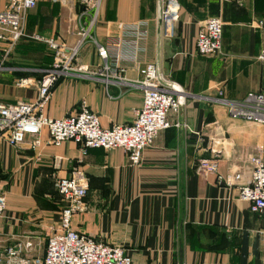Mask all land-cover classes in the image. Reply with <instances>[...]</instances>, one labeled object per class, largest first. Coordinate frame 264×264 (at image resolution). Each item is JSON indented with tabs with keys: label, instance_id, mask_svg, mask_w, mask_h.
<instances>
[{
	"label": "crops",
	"instance_id": "1",
	"mask_svg": "<svg viewBox=\"0 0 264 264\" xmlns=\"http://www.w3.org/2000/svg\"><path fill=\"white\" fill-rule=\"evenodd\" d=\"M163 1L102 0L90 33L102 44L109 35L122 36L121 62L129 79L140 78L138 66L156 62L184 89L183 105L169 116L172 125L145 149L140 165L131 164L121 148L84 152L74 141L55 147L44 132V145L33 149L29 143L11 146L0 135V185L8 186L0 253L18 240L35 244L50 210L48 202L38 203V193L50 196L56 191V177L69 176L78 168L89 186L87 210L73 216V228L124 246L137 263L264 264V212H253L239 199L238 184L219 178L241 173L243 181L249 179L252 157L264 156V124L233 119L225 105L214 100L221 84L226 97L233 99H242L251 90L264 91V62L257 58L264 47V29L250 26L253 19H264V0H179L173 37L165 35L159 21ZM7 3L0 0V9ZM214 15L225 23L223 50L201 56L196 36ZM89 19L85 15V24ZM77 22L52 0H38L24 18L28 33L60 38L69 45L78 40L71 29ZM23 42L49 50L46 44L27 39L17 46ZM5 46L0 41L2 62ZM52 60L51 52L49 58L27 53L22 58L26 65H0V100L34 101L37 81ZM98 61L97 45L88 39L77 62L93 71ZM97 76L62 78L45 113L63 117L85 102L104 127L131 123L143 105L142 89L120 81L106 84ZM22 79L29 83L20 84ZM216 156L217 173L199 170L201 158ZM35 210L43 223L25 226L29 221L21 216ZM34 249L32 253L43 258L45 249L41 255Z\"/></svg>",
	"mask_w": 264,
	"mask_h": 264
},
{
	"label": "built area",
	"instance_id": "2",
	"mask_svg": "<svg viewBox=\"0 0 264 264\" xmlns=\"http://www.w3.org/2000/svg\"><path fill=\"white\" fill-rule=\"evenodd\" d=\"M227 1V0H225ZM102 0H83L80 12V38L74 45L53 36L28 33L24 18L28 11L38 5V0H8L0 9V41L16 45L23 39L44 43L52 54L51 65L42 70L38 79V96L34 101L18 100L8 103L0 100V135L11 146L29 143L33 149L44 145L42 134H48V143L58 147L66 141L82 144L83 151L89 148H121L127 152L133 165L143 162V154L157 136L172 125L169 116L178 113L184 103V89L164 73L156 62L138 66L140 78L129 79L127 68L121 62L123 38L109 35L104 44L90 33L97 23ZM179 0H164L159 21L167 37L175 35V23L179 18ZM85 15L90 19L85 24ZM143 23V22H142ZM224 21L221 16H209L196 36V51L201 56H214L223 50ZM138 26V24H133ZM250 26L264 29V19H253ZM125 28V25L122 26ZM97 45L99 61L93 71L77 60L87 40ZM264 62V47L258 55ZM97 76L106 84L120 81L143 91V105L136 110L131 123L104 127L100 116L83 102L81 108L63 117H50L45 108L51 100L53 90L62 78L74 76ZM22 79L20 84H28ZM216 101L225 105L229 116L249 122L264 124V91L251 90L242 99L226 97L225 85L217 88ZM179 123H177L178 125ZM219 157L201 158V172H218ZM253 168L247 181L241 173L223 177L229 184H238V197L248 203L253 212H264V156L252 157ZM88 178L80 169L69 176L56 177L55 187L61 194L64 207L58 224L52 225L46 240L43 258L32 252V240H18L0 253V264H142L137 263L127 249L77 231L72 226L73 216L87 210ZM6 210V197L0 185V221Z\"/></svg>",
	"mask_w": 264,
	"mask_h": 264
},
{
	"label": "rangeland",
	"instance_id": "3",
	"mask_svg": "<svg viewBox=\"0 0 264 264\" xmlns=\"http://www.w3.org/2000/svg\"><path fill=\"white\" fill-rule=\"evenodd\" d=\"M52 2L54 3V5H56L61 11H70L72 13V15L74 16V18L79 22H77L76 24V28L73 29L71 28L75 33H77V37L78 39L80 38V35H78V31L80 30V8L83 5V0H52ZM81 3V4H80ZM69 18L68 21L69 22ZM27 32V26H25ZM4 42V41H2ZM7 44V46L4 47V50L2 48V54L5 56L3 62L0 61V65L5 66L7 64V62H10L9 64H15L16 66H23L26 65L25 62L22 61V58L30 53H35L36 55H39L41 57H50V51L47 50L44 46H41L37 43L34 42H23L21 43V45H19V47L17 46V44L20 43V41L16 44V45H11L8 42H4ZM24 45V46H23ZM8 59V60H7ZM31 63L33 62H29L28 65H31ZM34 67V66H33ZM2 190L3 193L6 197V209L8 207V186H2ZM52 194V195H51ZM49 195H44V194H40L38 193L36 200L38 201V203H42V202H48V205L50 207L49 212L47 213L46 219H44V222H46V226L45 227H41V232L38 234V237L34 240L35 241V253L41 255L44 252L45 246H46V240L51 232V227L52 225H56V221L60 220V214H61V210L64 207V201H62L60 195H58L57 193H55L54 191H52V193ZM6 212V210H5ZM36 213V214H35ZM5 214V213H4ZM40 214L38 213V210L31 212L25 213V215H22L21 218L22 220H24V218L29 221L27 222V224H24L25 226H29L32 225L33 227L35 226L34 224L36 223H43V221L40 222V220L42 219V217L39 216ZM39 218V219H38ZM19 221V220H18ZM55 221V222H54ZM4 223V218L2 219L1 223H0V228H2V224ZM19 223H21V221H19ZM50 225V226H49ZM37 227V225L35 226ZM3 253V252H2ZM1 253V254H2ZM1 264H4L1 263ZM40 264V263H38Z\"/></svg>",
	"mask_w": 264,
	"mask_h": 264
},
{
	"label": "trees",
	"instance_id": "4",
	"mask_svg": "<svg viewBox=\"0 0 264 264\" xmlns=\"http://www.w3.org/2000/svg\"><path fill=\"white\" fill-rule=\"evenodd\" d=\"M82 8H83V5L81 6L79 12H81ZM51 55H52V54H51ZM55 193H57L58 195H60V197H61V199H62V201H63V198H62L61 194L59 193V191H58L57 189H56ZM64 203H65V202H64Z\"/></svg>",
	"mask_w": 264,
	"mask_h": 264
}]
</instances>
